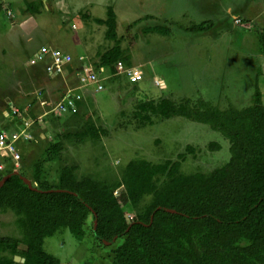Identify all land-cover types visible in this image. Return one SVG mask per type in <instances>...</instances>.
Instances as JSON below:
<instances>
[{
    "label": "rangeland",
    "instance_id": "rangeland-1",
    "mask_svg": "<svg viewBox=\"0 0 264 264\" xmlns=\"http://www.w3.org/2000/svg\"><path fill=\"white\" fill-rule=\"evenodd\" d=\"M40 1L36 0L38 6L45 10L49 9L47 4L58 5L57 0ZM12 2L0 0V13L9 24H13L15 17ZM70 2L75 9H83H72L56 25L46 26L51 29L49 38L69 39L60 48L65 59L63 73H45L44 81L48 84L34 85L27 77L26 84L21 82V67L43 72L44 64L30 65L32 51L20 30L16 32L17 45L2 37L0 31V127L12 120L22 124V119L28 118L33 134L29 144L21 146L5 163L1 179L18 171L31 180L40 165L43 178L56 185L61 170L73 167L78 179L91 177L102 181L112 186L118 196L125 191L122 175L132 160L164 163L178 160L183 153L186 156L179 173L184 175L209 174L223 167L231 157L230 141L220 132L182 116L164 119L155 115L149 105L163 98L176 103L205 99L222 109L244 108L253 102L256 75L264 101V0ZM229 5L243 10H234L235 14L227 8ZM109 7L116 14L117 39L107 36V25L96 22L97 18H108ZM22 9L26 11L24 6ZM242 11L245 14L240 15ZM46 15L43 17L46 21L55 19ZM202 23L209 30L189 31ZM43 32L35 35L33 44L40 46L46 42L40 36ZM57 44L53 41L41 47ZM116 46L121 48V54L115 72L110 74L114 63L103 65L102 58ZM119 67L137 68L143 72L142 80L129 81ZM79 70L100 72L106 77L104 88L83 87L77 77ZM70 89H75L76 102L67 111L58 110L59 101ZM15 99L21 116L6 119L7 103ZM212 142L219 143L221 149L211 150ZM56 145L58 151L53 150ZM188 146L193 147V152L188 151ZM166 179L161 177L158 184H164ZM152 200V196H147L138 205L125 204L128 221L143 214ZM10 215L19 218L12 210L0 206V236L8 240L23 236V229ZM94 221L91 214L83 240L76 239L67 229L46 238V252L59 259L60 264H112L114 251L124 238L102 243L94 235ZM20 244L18 254L22 256L26 245ZM250 245L245 240L239 243L242 254L256 264H264V251L248 254L246 249Z\"/></svg>",
    "mask_w": 264,
    "mask_h": 264
},
{
    "label": "trees",
    "instance_id": "trees-1",
    "mask_svg": "<svg viewBox=\"0 0 264 264\" xmlns=\"http://www.w3.org/2000/svg\"><path fill=\"white\" fill-rule=\"evenodd\" d=\"M28 9L38 12L31 4ZM96 22L107 25V36L117 39L113 8L109 7L107 19L97 18ZM207 30L205 23L189 29L195 33ZM120 54L121 48L116 46L103 55V65L114 63L110 74L115 72ZM253 94L252 104L244 108L222 109L205 99L176 103L163 98L149 105L157 116H182L207 124L230 141V160L209 174H180L183 153L178 160L164 163L132 160L122 175L125 191L118 196L102 181L78 179L73 167L61 170L56 185L43 178L40 165L33 182L24 173L12 175L0 189V206L19 217L16 222L23 229V238L0 237V264H60L45 251V239L68 229L83 240L91 214L97 220L94 235L102 243L124 238L114 251L112 264H256L242 254L239 243L250 242L248 254L264 251V101L258 75ZM24 143L29 144L21 141L19 148ZM209 147L221 149L214 142ZM53 150L58 151V146ZM21 175L40 191L31 189ZM161 177L167 179L159 185ZM147 196L153 200L146 211L128 221L125 204L138 205ZM20 243L26 245L23 263L14 260L20 255ZM6 251L12 257L1 255Z\"/></svg>",
    "mask_w": 264,
    "mask_h": 264
},
{
    "label": "crops",
    "instance_id": "crops-1",
    "mask_svg": "<svg viewBox=\"0 0 264 264\" xmlns=\"http://www.w3.org/2000/svg\"><path fill=\"white\" fill-rule=\"evenodd\" d=\"M1 1H4V0H1ZM42 1H44V3H45V0H42ZM42 1H40V2H42ZM248 1H251V0H248ZM57 2H58V5H56L54 3H53V5L47 4V6L49 7V9H48L49 11H48V10H45L43 8H40L38 6V3L36 2V0H27V2L25 0H21V2H17V0L15 2L13 0V2L10 4V6L11 7H14L15 11L17 10L15 12L14 9H13L12 12H14V14L11 12V14H13V17L15 16L13 18V22H12L13 24L7 23V20L4 19V14H1L0 13L1 14V16H0V31L3 32V36L2 37L6 38L8 40H12L15 43V45H17L16 37L18 35L16 34V32L18 30H20L19 32H22L21 34H23V38H24L23 41L25 42L26 45H28L31 48V51H32L31 52L32 54H31V56L29 57V60H28V62L30 63V65H37L39 63H43L44 64V71L43 72H40L39 69L38 70L35 69V70H33L31 72L30 70L27 71L26 69H23V67H21V74L20 75L23 76V80L22 81L20 80V81L23 82V84H26L27 83V82L24 81V79L26 77H27L26 79H29L27 81L28 82L31 81V83L34 84V85L42 86V83L43 84L44 83L48 84L47 81H44L46 77H43V76H44L45 73L49 74L48 66L53 62V59H52V57L47 56L44 60H38L37 57H36V54L42 48L41 46L44 43H50V42H53L54 41V42L58 43L57 44V47H58L57 49L62 50L60 48H63L65 46L66 42L69 40V39L68 40H66V39L57 40L56 36H53L51 38L48 37V34H49L48 31H50L51 29L49 27H46V26H50L51 27L52 25H56V22L61 21L62 18L65 17V14H67L70 10H72V9L77 10V9L74 8V5L71 4L70 0H57ZM5 4H6V6H7V4L9 6V2H6ZM28 4H31L35 8H37L38 9V12H36V13L30 12V10L28 9ZM22 6H24V8L26 9V11L24 9H22ZM229 7H230V10H232V11H234V10H236V11L243 10V9L239 10L238 9L239 7L237 5L235 7H233L232 5H229L227 8H229ZM82 9L83 8H81L80 10H82ZM80 10H77V11H80ZM236 11H234L235 14L237 13ZM31 13H33V14H31ZM46 14H49L48 16H54L55 19H53V20L50 19V20H47V21L44 20L43 17L44 16H47ZM59 14L61 15V18L58 19L57 16ZM239 14L240 15H243V14H245V11H242ZM60 30H64V28H61ZM39 31H44L43 34L40 35V36H41V38L43 37L46 40V42L43 41L40 44V46L36 45L37 43L33 44L34 39H35V35L40 34ZM60 35H59V37H60ZM10 45L14 46L13 44H10ZM47 46H49V45H47ZM62 56H64L63 53H62ZM25 63H26V61L23 64H25ZM15 72H17V71H15ZM85 72H86V70H84V71L79 70L78 71V73H77L78 74L77 75L78 80H79V74L85 73ZM60 73H63V69H62V71ZM16 82H17V78H16ZM31 83L29 84V86H31ZM80 84H81V82H80ZM83 87H85V86H83ZM71 92L73 94V98H74V101H75L76 100V97H77V94L75 93V89H70L68 93L70 94ZM68 93L66 94V96L68 95ZM10 103H12L13 105H16L20 109V107L18 106L19 102L16 99L15 100H12V101H9L7 103V110H5V117H6V119H10V118L12 119V118H14V117H10L8 115V110H9L8 107H9V104ZM22 114H23V116H26L27 113H25V114L22 113ZM12 121H10V122L8 121L6 125L1 126L0 127V131L2 129H5V127L11 126L13 124ZM20 125L21 124L20 123L18 124V122L17 123H14L11 126L10 131L19 129L20 128ZM6 162H9V159ZM10 218H13V220L16 223L17 219H16V217L14 215H10ZM0 237L6 238L5 236H0ZM11 238H13V237H11ZM15 238H17L18 240H21L23 238V236H22V234H19ZM21 245L22 244H19V247H21ZM4 253H5L4 256L8 255V256H11L12 257V254L9 251H6ZM17 256L23 258L21 255L14 256V260L16 262L23 263L25 261V258H23L24 261H21V260L20 261H17L16 260V257ZM60 263H61V261H60Z\"/></svg>",
    "mask_w": 264,
    "mask_h": 264
},
{
    "label": "built area",
    "instance_id": "built-area-1",
    "mask_svg": "<svg viewBox=\"0 0 264 264\" xmlns=\"http://www.w3.org/2000/svg\"><path fill=\"white\" fill-rule=\"evenodd\" d=\"M47 56L52 57L53 62L48 66V71L51 75H58L64 65V56L57 47L55 46H43L39 52L36 54L38 60H44ZM120 70H124L122 67H119ZM127 75L129 81L137 83L143 78V72L137 68L125 69L124 71ZM105 76L101 75L100 72H95L92 70H87L85 73L79 74V81L82 85H95L97 89L101 90L104 88ZM74 105V98L72 93H68L61 101H59L57 109L60 111H67L71 106ZM8 115L10 117L17 118L21 116L20 109L13 105L9 104ZM28 118H23L22 124L19 129L10 131L2 129L0 131V171L4 169V165L7 159L14 157L19 152V143L21 141H31L33 134L31 131V123L27 120Z\"/></svg>",
    "mask_w": 264,
    "mask_h": 264
},
{
    "label": "water",
    "instance_id": "water-1",
    "mask_svg": "<svg viewBox=\"0 0 264 264\" xmlns=\"http://www.w3.org/2000/svg\"><path fill=\"white\" fill-rule=\"evenodd\" d=\"M14 174H19L17 171H14V172H12V173H10V174H8V175H6V176H4L2 179H1V181H0V189L4 186V184L6 183V181L12 176V175H14ZM21 178L28 184V186L31 188V189H34V190H38V191H40L35 185H33L32 184V182L27 178V177H25V176H22L21 175ZM59 191V190H58ZM60 191H62V190H60ZM169 211H173L172 209H169ZM95 228H96V225H97V220L95 221ZM106 243H110V242H106ZM16 260L17 261H24V259L23 258H21V257H19V256H17L16 257Z\"/></svg>",
    "mask_w": 264,
    "mask_h": 264
}]
</instances>
